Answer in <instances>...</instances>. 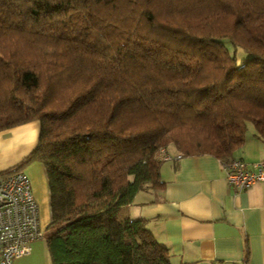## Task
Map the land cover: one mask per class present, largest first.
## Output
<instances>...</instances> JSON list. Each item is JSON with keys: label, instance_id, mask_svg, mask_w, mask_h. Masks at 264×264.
<instances>
[{"label": "trees", "instance_id": "16d2710c", "mask_svg": "<svg viewBox=\"0 0 264 264\" xmlns=\"http://www.w3.org/2000/svg\"><path fill=\"white\" fill-rule=\"evenodd\" d=\"M33 119L0 174L44 166L50 264H171L121 208L163 185L160 148L224 163L246 122L264 140V0H0V130Z\"/></svg>", "mask_w": 264, "mask_h": 264}, {"label": "crops", "instance_id": "0c3cea01", "mask_svg": "<svg viewBox=\"0 0 264 264\" xmlns=\"http://www.w3.org/2000/svg\"><path fill=\"white\" fill-rule=\"evenodd\" d=\"M30 126L37 129L39 123L27 121L0 130V171L21 161L36 146L38 135L35 138L29 132ZM164 150L160 156L163 185L138 191L121 208L122 215L144 219L154 238L168 248L171 264H264V180L237 190L214 155L181 154L174 145ZM232 157L245 161L250 169L264 160V140L254 135L252 125L246 126L244 143ZM33 162L27 174L40 225L46 229L51 216L47 180L40 162ZM45 233L32 243L28 255L13 264H46Z\"/></svg>", "mask_w": 264, "mask_h": 264}, {"label": "built area", "instance_id": "2783aa9c", "mask_svg": "<svg viewBox=\"0 0 264 264\" xmlns=\"http://www.w3.org/2000/svg\"><path fill=\"white\" fill-rule=\"evenodd\" d=\"M223 166L228 183L237 190L264 180V160L251 164L253 169L238 158ZM42 236L39 208L29 177L21 170L0 174V264H13L15 259L28 255L32 243Z\"/></svg>", "mask_w": 264, "mask_h": 264}, {"label": "rangeland", "instance_id": "374dc122", "mask_svg": "<svg viewBox=\"0 0 264 264\" xmlns=\"http://www.w3.org/2000/svg\"><path fill=\"white\" fill-rule=\"evenodd\" d=\"M226 44H227V47H228V50H229V52L231 53V54H234L235 55V58H236V62L239 64V63H241V61H242V59H244L245 57H247V52L243 49V48H241V47H233L230 43H228V42H226ZM32 121H35V122H38L39 123V121H38V119H33V120H29V122H32ZM246 124L247 125H252L250 122H246ZM12 127V126H11ZM9 128V127H8ZM38 129H39V126H38V128L37 129H35L34 128V126H30V130H29V132L32 134L33 133V135L35 136V138H37V135H38ZM2 130V129H1ZM35 130V131H34ZM21 134H19V135H17V136H14L13 137V140L14 139H17L19 136H20ZM10 137V136H9ZM2 140H3V138H2ZM4 141H5V139H4ZM9 145V142H7V143H4V148L5 147H7ZM165 147L164 148H160L159 150H158V152L156 153V157H158V158H160V156L162 155V154H164V152H165ZM165 155V154H164ZM8 160H9V156H8V158H6V161L8 162ZM32 163H34V162H32ZM40 165H41V167L43 168V172H44V176H45V169H44V166L41 164V163H39ZM28 165L29 164H27V165H25L22 169H20L21 170V172H23V173H25V174H27L28 173V171H27V167H28ZM27 176H28V174H27ZM30 179V178H29ZM46 183H47V181H46ZM48 228V227H47ZM45 229L44 227H43V230H46V232H47V230L48 229ZM45 259H46V264H50V257H49V255H48V253H47V255H46V257H45Z\"/></svg>", "mask_w": 264, "mask_h": 264}]
</instances>
